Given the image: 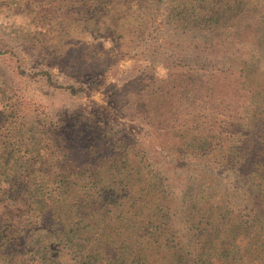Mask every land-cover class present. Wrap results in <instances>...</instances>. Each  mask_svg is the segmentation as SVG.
I'll return each mask as SVG.
<instances>
[{
  "label": "trees",
  "instance_id": "1",
  "mask_svg": "<svg viewBox=\"0 0 264 264\" xmlns=\"http://www.w3.org/2000/svg\"><path fill=\"white\" fill-rule=\"evenodd\" d=\"M93 1L121 13L123 23L116 28L108 27L113 21L106 15V36L113 41L163 2L153 0L152 12L151 0ZM223 1L167 0L175 27L182 26L183 15L198 16L195 44L217 60L199 78L201 86H209L211 114L194 119L174 114L160 128L147 122L156 130L148 134L168 142L174 159L167 167L147 164L149 152L127 130L121 138L114 131L107 136L104 125L77 115L50 125L51 151L62 156L57 166L41 172L26 167L23 176L7 168L18 180L1 187L4 194L30 209L24 215L28 222L0 212V264H264V0ZM74 13H64L62 21ZM76 29L61 30L55 45L70 47ZM86 46L90 52L101 47ZM0 53L17 60L21 75L45 76L72 94L92 96L99 88L97 82L63 85L49 69L27 71L13 49ZM158 91L167 97L166 90ZM141 104L146 110V101ZM5 156L8 160L10 153ZM224 167L243 185L248 211L218 204L223 196L216 200V194L200 205L179 198L196 181L204 182V192L207 179L213 184Z\"/></svg>",
  "mask_w": 264,
  "mask_h": 264
},
{
  "label": "rangeland",
  "instance_id": "2",
  "mask_svg": "<svg viewBox=\"0 0 264 264\" xmlns=\"http://www.w3.org/2000/svg\"><path fill=\"white\" fill-rule=\"evenodd\" d=\"M81 1L0 0L1 50L16 51L30 73L49 69L53 78L63 85L92 87L97 82L99 86L92 96L75 95L51 85L45 76L21 75L17 60L0 53V172L11 168L23 176L26 167L36 168V172L45 167L54 169L56 159L61 160L62 156L51 151L55 147L47 138L49 127L68 115L101 123L107 136L109 131L116 132L119 138L129 132L149 152L147 164L167 167L174 159L169 156L170 146L148 134L152 127L147 122L160 128L164 119L174 114L194 119L212 112L208 108L210 99L206 97L209 86H201L199 78L209 75L217 60L195 44L199 33L193 25L200 20L198 16L193 12L183 15L182 26L175 27L167 0L161 1L156 12L151 0L154 14L149 11L144 22H133L129 33H122L113 41L106 36V15L113 21L108 22V27L116 28L115 24L123 23L121 13L122 18L97 6L96 1ZM216 3L221 5L226 1L216 0ZM73 11L71 20L64 23L63 14ZM76 27L72 33H76L75 42L70 47L55 45L54 38L61 30L69 33ZM95 44L101 47L90 52L86 45ZM84 47L87 49L84 54L75 55V50ZM159 89L166 90L167 97ZM143 101L149 104L145 105L146 110L139 109ZM7 153H10L8 160ZM219 171L222 173L213 184L207 179L204 192H201L204 182L196 181L179 198L186 204L200 205L203 197L205 202L216 194V200L223 196L222 201H216L218 204L248 211L247 199L239 188L243 185L227 167ZM7 172L0 175V212L15 219L22 216L28 222L24 215L30 208L18 200L14 202V196L10 198L1 188L18 180L16 174ZM212 188V192L208 190Z\"/></svg>",
  "mask_w": 264,
  "mask_h": 264
}]
</instances>
